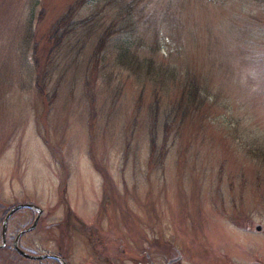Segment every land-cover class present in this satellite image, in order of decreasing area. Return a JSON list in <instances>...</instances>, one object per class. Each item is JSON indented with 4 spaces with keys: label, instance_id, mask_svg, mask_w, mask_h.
Wrapping results in <instances>:
<instances>
[{
    "label": "rangeland",
    "instance_id": "obj_1",
    "mask_svg": "<svg viewBox=\"0 0 264 264\" xmlns=\"http://www.w3.org/2000/svg\"><path fill=\"white\" fill-rule=\"evenodd\" d=\"M73 1L0 0V206L42 208L18 246L65 264L176 249L170 264H264V160L248 151L264 145V0H82L49 51ZM191 80L200 102L176 122ZM34 213L14 211L5 237ZM0 264L47 263L0 249Z\"/></svg>",
    "mask_w": 264,
    "mask_h": 264
},
{
    "label": "trees",
    "instance_id": "obj_2",
    "mask_svg": "<svg viewBox=\"0 0 264 264\" xmlns=\"http://www.w3.org/2000/svg\"><path fill=\"white\" fill-rule=\"evenodd\" d=\"M82 0H74L72 2V4H70L69 6H67L66 11H64L63 14H61L54 22L52 28L50 29L49 33H48V38L47 40H50V48L49 51L56 48L58 46V44L60 43V41L62 40V38L65 36L66 33H68L69 31H71V28L73 29V11L75 10L76 5ZM119 27H122L121 25ZM119 27H114L111 23L106 24V26H104L100 32L98 33L97 37H96V43H95V47H94V51L95 48L98 45H103L106 43L107 39H109L110 34L118 29ZM76 31V30H74ZM128 46H126L125 44H121L120 45V52L119 55H123L124 56H128L130 57L132 60L135 61V63L137 65H140V63L142 62V60L137 59L136 58V54L134 52H129L128 51ZM150 62L149 60H147L144 64L145 67L148 68ZM41 73H37V71H35V77H34V81H35V86L39 89L40 92H43V87H42V83H41ZM197 91H198V87L197 85L194 83V81H189L187 84H185L184 86H182L181 91H180V95L177 99V101H175L173 107L171 108V113L174 117L177 116V120H175L176 122H180L189 112L192 108H195L197 106V102H200V99L197 96ZM173 120V118L171 119V121ZM152 124H150L149 126V130H150V138H149V144H150V148H149V157L150 160H157L158 158V153L159 150H156V136H155V127H154V122H151ZM168 123L167 118L164 120V127L165 125ZM169 124V123H168ZM163 139H165L163 137ZM248 151L253 154V156H260L262 160H264V145L261 146H257V147H250L248 149ZM9 207V205L5 206V207H1L0 206V221L3 217V215L5 214V212L7 211V208ZM12 238L10 237L9 239H6V241L0 245V249L5 250V251H9V250H13V245H12ZM33 253V252H31ZM62 257V255H61ZM34 259H38L40 261H46V263L48 264H61V262L55 258V257H49V256H45V257H41V258H34Z\"/></svg>",
    "mask_w": 264,
    "mask_h": 264
},
{
    "label": "water",
    "instance_id": "obj_3",
    "mask_svg": "<svg viewBox=\"0 0 264 264\" xmlns=\"http://www.w3.org/2000/svg\"><path fill=\"white\" fill-rule=\"evenodd\" d=\"M19 207H30V208L35 210V214L33 215L31 222L27 226L20 229L15 234L14 239H13V247L16 250V252L18 254H20L24 257H28V258H40V257H44V256L58 257L55 254L46 253V252L30 253V252H27L24 249L20 248L17 245L16 240H17L18 235L21 232H23L25 230H29L34 226V224L38 218V215L40 214V212L42 210V208L39 205L32 203V202H25V201L24 202H16L8 208L7 212L4 214V216L1 220V223H0V244H2V242L4 241V234H5V229H6V220H7L8 215ZM259 229H261V225L259 223H255L254 224V230H259ZM176 251H178V250L176 249ZM178 256H179V254L175 255L174 257L167 258L164 264H170L173 260L177 259ZM61 264H65V262L63 260H61Z\"/></svg>",
    "mask_w": 264,
    "mask_h": 264
},
{
    "label": "flooded vegetation",
    "instance_id": "obj_4",
    "mask_svg": "<svg viewBox=\"0 0 264 264\" xmlns=\"http://www.w3.org/2000/svg\"><path fill=\"white\" fill-rule=\"evenodd\" d=\"M10 207V206H9ZM8 207V208H9ZM8 208H7V210H8ZM14 211H16V210H14ZM13 211V212H14ZM13 212L12 213H10L9 215H8V217H7V220H9L10 219V217L12 216V214H13ZM6 213V212H5ZM4 216V215H3ZM3 218V217H2ZM18 232V230L15 232V234ZM15 234H13V236H9V237H5V234H4V241L2 242V244L6 241V239H9L10 237L12 238V245H13V239H14V236H15ZM20 235V234H19ZM19 235H18V237H19ZM18 237H17V239H18ZM16 242H17V240H16ZM1 244V245H2ZM176 251V250H175ZM47 253H51V254H55L56 256H58V257H55V258H57V259H62V257H61V255L59 254V253H54V252H47ZM177 254H179V256H180V253L178 252V251H176V254L175 255H177ZM146 255L148 256V253H146ZM175 255H173V256H171V257H174ZM179 256H178V258H179ZM49 257H53V256H49ZM170 258V257H169ZM177 258V259H178ZM176 260V259H175ZM149 264H152V261L151 260H149Z\"/></svg>",
    "mask_w": 264,
    "mask_h": 264
}]
</instances>
